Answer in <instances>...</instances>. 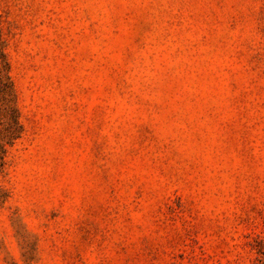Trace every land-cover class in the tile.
<instances>
[{
	"label": "rangeland",
	"instance_id": "1",
	"mask_svg": "<svg viewBox=\"0 0 264 264\" xmlns=\"http://www.w3.org/2000/svg\"><path fill=\"white\" fill-rule=\"evenodd\" d=\"M0 264H264V0H0Z\"/></svg>",
	"mask_w": 264,
	"mask_h": 264
}]
</instances>
